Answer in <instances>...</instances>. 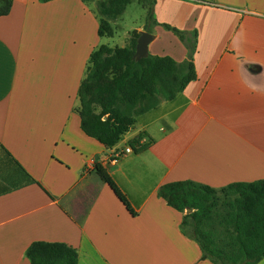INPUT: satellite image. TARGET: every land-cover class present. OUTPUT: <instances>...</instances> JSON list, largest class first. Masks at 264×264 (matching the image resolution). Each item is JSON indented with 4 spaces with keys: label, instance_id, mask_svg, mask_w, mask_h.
I'll return each mask as SVG.
<instances>
[{
    "label": "crops",
    "instance_id": "0c3cea01",
    "mask_svg": "<svg viewBox=\"0 0 264 264\" xmlns=\"http://www.w3.org/2000/svg\"><path fill=\"white\" fill-rule=\"evenodd\" d=\"M11 1L0 16V264H31L39 241L75 248L78 264H215L184 228L189 213L158 190L264 180V0H156L154 28L136 31L155 37L149 54L180 63L195 44L197 79L111 149L83 132L75 110L90 56L106 45L102 0ZM140 136L147 150L113 160Z\"/></svg>",
    "mask_w": 264,
    "mask_h": 264
},
{
    "label": "trees",
    "instance_id": "16d2710c",
    "mask_svg": "<svg viewBox=\"0 0 264 264\" xmlns=\"http://www.w3.org/2000/svg\"><path fill=\"white\" fill-rule=\"evenodd\" d=\"M50 2L53 0H40ZM134 0H105L99 3L100 36L113 38L111 21L124 14ZM145 1V0H138ZM155 0H151L148 18L156 23ZM13 7L11 0H0V16ZM180 40L188 42L181 30L165 25ZM146 30L151 32L149 27ZM140 33L130 32L124 47L102 45L93 51L79 91L83 132L107 149L118 145L136 124L137 119L158 108L162 101H173L197 79L193 61L195 44H190L191 58L177 62L171 56H154L136 60ZM195 37V36H194ZM106 118V120H105ZM144 136V135H143ZM143 136L132 141L136 153L147 150ZM10 157V154L5 150ZM95 172L107 183L131 211L127 197L102 165ZM29 183H36L30 178ZM158 196L170 207L186 214L184 228H191L204 259L215 264H258L264 259V180L234 183L216 189L193 181L163 184ZM31 264H78V251L64 243L34 242L26 252Z\"/></svg>",
    "mask_w": 264,
    "mask_h": 264
},
{
    "label": "rangeland",
    "instance_id": "374dc122",
    "mask_svg": "<svg viewBox=\"0 0 264 264\" xmlns=\"http://www.w3.org/2000/svg\"><path fill=\"white\" fill-rule=\"evenodd\" d=\"M101 1V0H100ZM104 1V0H102ZM156 2V0H155ZM151 7V0L145 1H138L134 0L126 9L123 16L120 20H117L115 23L112 24L115 35L113 38H105L104 44H110L112 47H124L127 39L129 37L130 32L138 29L139 27L146 25L151 30L154 28V22L148 18V10ZM99 11V10H98ZM154 16H155V6H154ZM118 19V18H117ZM115 21V20H113ZM165 25L169 24H162L165 28ZM172 26V25H170ZM173 27V26H172ZM166 29V28H165ZM170 31V30H168ZM172 32V31H171ZM172 37H176L180 39L176 34L172 32ZM174 35V36H173ZM165 45L167 47L172 46L171 38H165ZM175 44H173L174 46ZM172 46V47H173ZM187 231L191 233V228H187Z\"/></svg>",
    "mask_w": 264,
    "mask_h": 264
},
{
    "label": "water",
    "instance_id": "95a60500",
    "mask_svg": "<svg viewBox=\"0 0 264 264\" xmlns=\"http://www.w3.org/2000/svg\"><path fill=\"white\" fill-rule=\"evenodd\" d=\"M154 39L155 37L149 32L140 33V37L137 42L136 53L134 56L137 61L148 57L149 46L154 41ZM187 212L191 213V210H187Z\"/></svg>",
    "mask_w": 264,
    "mask_h": 264
},
{
    "label": "built area",
    "instance_id": "2783aa9c",
    "mask_svg": "<svg viewBox=\"0 0 264 264\" xmlns=\"http://www.w3.org/2000/svg\"><path fill=\"white\" fill-rule=\"evenodd\" d=\"M133 152V149L130 147V146H128L126 149H124V151L123 152H116L115 153V155H114V157H113V160L115 161V160H117L118 158H120L122 155H124V154H130V153H132ZM81 161H82V163L85 165V166H89V162H88V160L86 159V158H81Z\"/></svg>",
    "mask_w": 264,
    "mask_h": 264
},
{
    "label": "clouds",
    "instance_id": "9594fccd",
    "mask_svg": "<svg viewBox=\"0 0 264 264\" xmlns=\"http://www.w3.org/2000/svg\"><path fill=\"white\" fill-rule=\"evenodd\" d=\"M254 91H256L257 89L253 88Z\"/></svg>",
    "mask_w": 264,
    "mask_h": 264
}]
</instances>
